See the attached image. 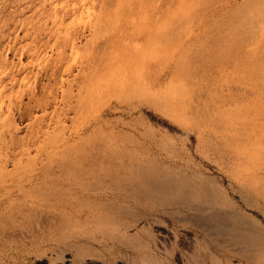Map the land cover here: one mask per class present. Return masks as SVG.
<instances>
[{
  "label": "rangeland",
  "instance_id": "rangeland-1",
  "mask_svg": "<svg viewBox=\"0 0 264 264\" xmlns=\"http://www.w3.org/2000/svg\"><path fill=\"white\" fill-rule=\"evenodd\" d=\"M262 38L264 0H0V264H264Z\"/></svg>",
  "mask_w": 264,
  "mask_h": 264
},
{
  "label": "bare ground",
  "instance_id": "bare-ground-1",
  "mask_svg": "<svg viewBox=\"0 0 264 264\" xmlns=\"http://www.w3.org/2000/svg\"><path fill=\"white\" fill-rule=\"evenodd\" d=\"M8 7V6H7ZM9 9V8H8ZM10 14V13H9ZM256 19V18H255ZM254 19V20H255ZM258 23V22H257ZM16 25V24H15ZM19 26V25H18ZM26 27V26H25ZM16 28V27H15ZM7 30V29H5ZM8 32V31H7ZM11 33V32H10ZM8 38V37H7ZM16 40V39H15ZM3 41V40H2ZM257 42V41H254ZM251 42V43H254ZM262 44L264 45V38H262ZM7 43V42H5ZM11 47V46H10ZM36 47V46H35ZM245 47L237 51L235 60H234V69H235V90L236 92V98H235V115L238 119V129L237 132H243L246 135L247 141L250 142L251 136L258 135V132L261 131L260 122L257 125H253V118L252 113L259 112L260 118L263 119V113L261 112V108H263V102L260 99L261 93L264 92V69H263V62H264V46H262L261 50L254 55V57H245ZM7 48V47H6ZM31 49V48H30ZM38 49V47H37ZM29 50V49H28ZM21 51V50H20ZM40 51V50H39ZM6 52V50H5ZM33 53V52H32ZM19 54V53H18ZM25 54V53H24ZM15 55V54H14ZM27 55V54H26ZM29 55V54H28ZM31 55V54H30ZM25 57V56H24ZM39 58V57H38ZM19 59V58H18ZM30 60V59H29ZM35 60V59H34ZM3 61V59H1ZM19 61V60H18ZM21 61V60H20ZM32 62V61H31ZM35 62V61H34ZM4 63V61H3ZM9 63V62H7ZM11 64V63H10ZM37 64V63H36ZM12 65V64H11ZM15 65V64H14ZM18 66V65H17ZM23 66V65H22ZM37 66V65H36ZM6 67V66H5ZM19 67V66H18ZM28 67V66H27ZM20 68V67H19ZM38 68V67H36ZM11 69V68H10ZM40 70V69H39ZM22 71V70H21ZM16 72V71H15ZM39 73V72H38ZM15 74V73H14ZM12 71L5 72L3 74V77L0 78V81L2 82L4 78L14 79L15 75ZM17 74V73H16ZM41 74V73H40ZM39 74V75H40ZM27 76V75H26ZM41 77V76H40ZM21 78V77H20ZM39 78V77H38ZM40 79V78H39ZM8 81V80H7ZM6 81V82H7ZM23 81V80H22ZM25 81V80H24ZM34 81V80H33ZM12 82V81H11ZM37 83V80H36ZM40 83V82H39ZM6 84V83H5ZM33 85V84H32ZM5 86V85H4ZM17 86V85H16ZM38 87V85H36ZM35 86V87H36ZM36 87V88H37ZM41 88V87H40ZM10 89V87H9ZM34 94V93H33ZM20 96V95H19ZM33 96V95H32ZM264 96V95H263ZM9 98V97H8ZM32 99V98H31ZM37 99V98H36ZM39 99V98H38ZM30 100V99H29ZM33 100V99H32ZM35 100V99H34ZM33 100V102H34ZM244 102H243V101ZM52 101V100H50ZM40 102V100H39ZM18 103V102H17ZM24 103V102H23ZM37 103V102H36ZM53 103V102H52ZM8 105V104H7ZM28 105V104H27ZM35 105V104H34ZM49 105V104H48ZM51 105V104H50ZM262 105V106H261ZM37 106V105H36ZM261 106V108H260ZM4 107V106H3ZM17 107V106H16ZM19 107V106H18ZM25 107V106H24ZM31 107V106H30ZM33 109V108H32ZM261 109V110H260ZM5 110V109H4ZM9 110V108H8ZM23 110V107H22ZM29 110V109H28ZM242 110V111H241ZM6 111V110H5ZM14 111V110H13ZM21 111V110H20ZM37 111V110H36ZM35 112V111H34ZM20 113V112H19ZM30 114V112H28ZM5 114V113H4ZM17 114V113H16ZM23 114V113H22ZM20 113V115H22ZM25 116V115H24ZM30 116V115H29ZM26 115V118L29 117ZM32 116V115H31ZM242 116L244 117L245 121L242 123ZM18 117V116H17ZM22 117V116H21ZM24 119V118H22ZM264 123V122H263ZM243 125V126H242ZM245 137V136H244ZM240 139L237 140V144H239ZM248 142V143H249ZM248 143L244 142L246 146H248ZM241 144H243L241 142ZM242 149V148H241ZM251 153L249 151L244 150L243 152L239 149H237L235 154V170H252V164H251ZM157 177V176H156ZM157 183V182H156ZM179 199V198H178ZM177 199V200H178ZM176 200V199H175ZM186 201V200H184ZM183 201V202H184ZM202 201V200H201ZM174 202V201H173ZM178 202V201H177ZM176 202V203H177ZM204 202V201H203ZM180 203V202H179ZM187 203V202H186ZM188 209H197L203 211L205 210L203 204L201 202H194V203H187L185 205ZM207 206V204H206ZM205 206V207H206ZM209 207V206H208ZM214 212V211H212ZM212 214V213H211ZM209 215V214H206ZM205 216V215H204ZM202 217V216H201ZM210 217V216H209ZM212 217V216H211ZM215 217V216H214ZM217 218V217H216ZM212 220V219H211ZM240 233V232H239ZM238 233V234H239ZM233 234V233H232ZM242 234V233H241ZM244 234V233H243ZM242 234V235H243ZM234 238V237H233ZM247 238V237H246ZM250 238V237H249ZM248 238V239H249ZM256 238V237H255ZM236 240V239H234ZM253 240V239H252ZM260 240V239H259ZM246 241V240H244ZM258 241V240H257ZM261 241V240H260ZM239 242V241H238ZM264 242V241H263ZM250 243V242H248ZM247 243V245H249ZM252 243V242H251ZM259 243V242H258ZM233 244V243H232ZM257 244V243H256ZM261 244V242H260ZM244 245V244H242ZM251 245V244H250ZM253 245V244H252ZM263 245V244H262ZM258 247V245H257ZM261 247V245L259 246ZM243 248V247H242ZM240 248V250L244 251L245 248ZM254 248V247H253ZM250 248H248L249 250ZM255 249V248H254ZM256 251V250H255ZM263 252V250H262ZM261 253V252H260ZM259 253V254H260ZM251 254V253H250ZM258 254V253H257ZM255 254V255H257ZM262 254V253H261ZM254 257L253 255H251ZM249 255H246V257L250 261L255 260L252 259V257ZM258 256V255H257ZM261 260V259H260ZM259 260V262H260ZM264 261V260H263ZM258 262V261H257ZM261 263V262H260ZM264 263V262H263Z\"/></svg>",
  "mask_w": 264,
  "mask_h": 264
}]
</instances>
